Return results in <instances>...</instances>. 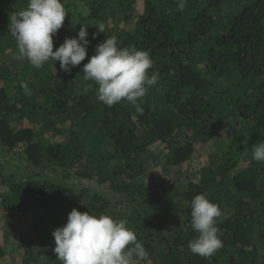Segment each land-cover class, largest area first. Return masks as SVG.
<instances>
[{
	"label": "trees",
	"instance_id": "1",
	"mask_svg": "<svg viewBox=\"0 0 264 264\" xmlns=\"http://www.w3.org/2000/svg\"><path fill=\"white\" fill-rule=\"evenodd\" d=\"M28 2L0 0V157L22 165L7 159L12 170H0V228L33 217L27 235L6 238L21 264H61L52 232L73 208L126 220L149 253L134 264H264V163L251 151L264 141V0H186L182 11L179 0H62L53 50L81 25L90 41L70 74L59 61L37 69L19 57L8 25ZM107 36L154 62L159 81L138 100L143 114L105 105L83 79ZM22 121L29 126H15ZM198 147L207 160L194 168ZM161 161L174 169L167 189L147 175ZM201 194L222 211L223 247L207 259L188 248Z\"/></svg>",
	"mask_w": 264,
	"mask_h": 264
},
{
	"label": "clouds",
	"instance_id": "2",
	"mask_svg": "<svg viewBox=\"0 0 264 264\" xmlns=\"http://www.w3.org/2000/svg\"><path fill=\"white\" fill-rule=\"evenodd\" d=\"M185 3L186 0H179L181 11ZM67 14L62 0H29L26 9L13 13L8 27L19 57L37 69L49 60L59 61L60 69L70 74L85 60L90 41L88 27L81 25L77 37L65 38L53 50V36L63 26ZM96 28L99 33H106L105 24ZM153 63L148 52L121 48L115 36H107L83 65V79L94 82L97 99L105 105L112 107L125 101L143 114L138 100L159 81L158 72L149 74ZM21 87L25 94H30L27 83ZM251 151L254 161L264 163V141L255 144ZM220 217L219 206L204 195L193 198L190 226L198 235L188 242L192 254L207 259L223 247L216 226ZM52 236L53 251L61 264H134V260L145 261L149 257L136 233L127 227V221L108 215L96 216L73 208L66 224L55 229Z\"/></svg>",
	"mask_w": 264,
	"mask_h": 264
},
{
	"label": "rangeland",
	"instance_id": "3",
	"mask_svg": "<svg viewBox=\"0 0 264 264\" xmlns=\"http://www.w3.org/2000/svg\"><path fill=\"white\" fill-rule=\"evenodd\" d=\"M136 9L140 11L141 6L140 2L136 5ZM20 125L29 126V124L26 121L22 122H15V126L19 127ZM206 152V154L204 153ZM207 153L208 150H202L200 147L197 148V151L194 153L192 157V166L195 168L198 165L205 162L207 159ZM7 159L11 161V164L18 165L19 161L17 162V156L14 155V157H0V170L9 172L12 170L11 167H9V163H7ZM10 164V165H11ZM23 164V162H22ZM22 166V165H21ZM19 166V167H21ZM149 172V173H148ZM147 175L151 178V181H154L156 184L161 185L160 188L167 189L166 187L168 185L173 184V175L174 169L170 170L169 168L165 169L163 167L162 161L158 164V166H152L148 169ZM90 184V183H89ZM94 187H97L95 184ZM33 217H30V214L25 215V219L19 218L18 216L13 217L8 224H5V228H0V247L3 248V246H6V238L9 237V240L13 241L17 239V236L19 232L21 231L24 233V235H27V228L26 222H29L30 219ZM11 231V232H10ZM10 233V234H9ZM8 239V238H7ZM7 247V246H6ZM22 260V250L17 248L16 246L12 245L7 247V250L5 251L3 256H0V264H21Z\"/></svg>",
	"mask_w": 264,
	"mask_h": 264
}]
</instances>
